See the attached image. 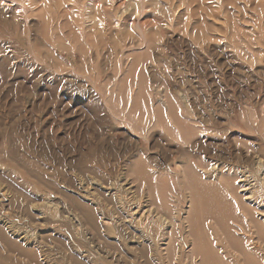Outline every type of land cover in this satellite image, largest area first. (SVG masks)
Masks as SVG:
<instances>
[{
    "label": "rangeland",
    "instance_id": "1",
    "mask_svg": "<svg viewBox=\"0 0 264 264\" xmlns=\"http://www.w3.org/2000/svg\"><path fill=\"white\" fill-rule=\"evenodd\" d=\"M262 158L264 0H0V215L15 231L0 264L40 251L49 264H195L202 240L244 264L240 248L255 251L236 229V182L248 173L247 206L264 209ZM221 195L228 238L202 216ZM42 196L82 225L37 216ZM195 220L208 237L190 234Z\"/></svg>",
    "mask_w": 264,
    "mask_h": 264
},
{
    "label": "bare ground",
    "instance_id": "2",
    "mask_svg": "<svg viewBox=\"0 0 264 264\" xmlns=\"http://www.w3.org/2000/svg\"><path fill=\"white\" fill-rule=\"evenodd\" d=\"M249 155H250V153H249ZM255 163H258L259 164V167H257L258 168L257 171L260 170V169H262V168L264 169V159L263 158H262V160L261 159L257 160V162L255 161ZM214 166L215 165H213V167ZM196 167L197 166H191L189 164H187L186 166L180 165L179 169H180V172L182 174V177H184L185 179H187V181H189L192 178L193 179L196 178V176H197V171L195 169ZM216 169H218V168H216ZM199 170H200V172L202 173L203 176L209 177L208 176V170H210V169H208L207 171H205V170H203V168H201ZM245 173H246L245 171H241L240 174H239V176H238L237 182H236V183H239L236 186L237 187L236 188L237 189V192L244 191L243 193L240 194V197L239 196L237 197V200L239 201L238 208H239L240 211H242L244 213L245 219L244 220H241V221L240 220L238 221L239 216H237V214H236V216H235V214H233V216H235L234 217V220L238 221V224L236 226V229H237L238 232H244V233H250L251 232L252 238H250V241L251 242H249V243L251 244L252 248L250 249V251H252V252L255 251V256L254 257L253 256H250V253L248 254V250H246L244 248L243 249L240 248V250L242 251L241 253H242L243 257L246 256V258L244 259V264H264V209H262L261 207H258V206L255 208L254 207V204H252V205L255 208V210H253V208H250V206L252 207V205L247 206V204L249 205V203H250V201H251V199L253 197V194H252L251 191H249L250 188H247L246 187V186H249V183L250 182L248 181L249 180V178H248L249 177V174L248 173L245 174ZM250 174H251V172H250ZM214 175H216V174H214ZM144 176L146 177L147 175L145 174ZM87 185H89V184H87ZM205 185H206V186H204L205 188H209V187L212 188L213 187V185L211 186V184H205ZM82 186H83V184H82ZM213 188H215V187H213ZM247 191H249V192H247ZM6 193H8V192H6ZM41 199H42V202L37 203L36 205H34V207H35V209L37 211L36 212V215L37 216L39 214H42V212L43 213H46V212L52 213L53 212L55 214V216L58 215L60 217L61 216L64 217L63 215H65L66 216V220L69 221L71 219V222L74 225H77V226H81L82 225V220L83 219L81 220L80 217H78V218H75L74 216L71 217L69 215L70 212L68 213V210H67V212H63V211L59 210V204H58V202L52 201L47 196H45V197L42 196ZM206 200L209 201V203H210L211 206L210 207H206V209H204V211H202V216L205 217V215H208V217H211L212 219H214V223L213 222H210L211 223L210 224L211 225L210 227L212 229L214 227H217V228L213 229L214 234H217V231H219L225 237H227V238L230 237L231 234L229 233V227L227 225L228 224L227 217L230 216L228 214L231 213L230 211H232V207H231L229 201L227 200V198H225L224 195H221L219 197V199H206ZM135 206L136 207H134V208L140 207L139 204H138V206L137 205H135ZM189 208H190V206H189ZM132 209L133 208L127 209L128 214L127 215L124 214L125 216L124 215L123 216H120L119 217V220L116 221V222H118V224L120 223L119 225H125L126 224L125 223V220L123 221L122 219L125 218V217L130 216V213L129 212ZM138 210L135 209L134 212L135 211L138 212ZM148 211H149V214L152 216L153 213H152V209H150V205L149 204H148L147 212ZM66 213H67V215H66ZM156 213L157 212H155V214ZM192 213H193V210H192L191 214ZM131 215H132V213H131ZM156 215H157V217H156L157 220L156 221L157 222L159 221L163 225V222H165L167 220L166 216L161 211H160V213H157ZM100 217H102V214H101ZM148 218H150V216ZM186 218H187V216H186ZM90 219H91V221L89 220L88 223L91 224L92 226H94L95 228L98 227V224L100 225V227H102V225L104 223H106V221H108V220H106V221H101V222H98L97 223V222H95V219H94L93 216ZM102 219L105 220L104 217H102ZM204 219H206V218H204ZM166 222H168V221H166ZM192 222H193L192 224H191V222L189 223V225L191 226V230H190V234L191 235L196 236V235L199 234V236L200 235H203V236H206V237L209 236V234H210L208 232L209 230H208V228H207V226H206V224H205V222L203 220H202V222H198L197 220L192 221ZM160 223H159V225H160ZM69 224H70V222H69ZM166 224L167 223H165L164 225H166ZM74 225H72V226H74ZM13 227H14V225H12L11 223L7 222V219H5L3 216L0 215V233H1L0 236L1 237H3V238L5 237L6 238V235L8 233H10V232L14 234L15 231H14V228ZM7 236H9V235H7ZM9 238H10V236H9ZM168 238H170V237H168ZM6 239L9 240L8 238H6ZM232 239L235 240L234 242H237V239L235 238L234 235L232 236ZM13 240H15V239H13ZM17 241H20V242H17ZM17 241H14L16 244H14L12 242L13 245H15L17 248H20V249H23V250L26 251V249H25L26 247L25 246L28 244L27 241H26V239H24V240L18 239ZM28 241H30V240H28ZM197 243H200V242L197 241ZM209 244H210V241L208 243H206V242H204L202 240V246L198 249V251L196 250L197 252H195L194 254H191V257L189 256L191 262H194L195 264H233V263H230V262L229 263L228 262L221 263V260H220L221 257H220V255L217 253V251L212 250L210 248ZM168 245H170V247H171V240L170 239H169V241H168V239H167V241H165V240L161 241V243H159L158 246H157V250L162 255H164V257H167L168 255L170 256V251H168V249H169V246ZM256 251H258L259 253H256ZM177 253H178V251H177ZM39 254H40L38 256L39 259H38V257H33L32 258L34 264H49V261L47 259H45L46 258L45 254H47V253L40 251ZM196 255H198V257H196ZM171 256H172V254H171ZM0 259H4V257H0ZM29 260H31V259H29ZM12 264H18V263H12ZM25 264H27V263H25Z\"/></svg>",
    "mask_w": 264,
    "mask_h": 264
}]
</instances>
